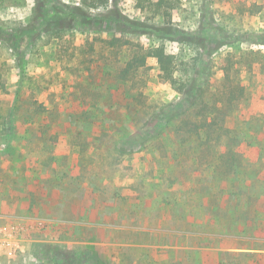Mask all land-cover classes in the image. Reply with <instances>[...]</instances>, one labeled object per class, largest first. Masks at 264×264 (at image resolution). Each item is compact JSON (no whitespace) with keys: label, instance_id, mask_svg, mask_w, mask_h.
I'll list each match as a JSON object with an SVG mask.
<instances>
[{"label":"rangeland","instance_id":"obj_1","mask_svg":"<svg viewBox=\"0 0 264 264\" xmlns=\"http://www.w3.org/2000/svg\"><path fill=\"white\" fill-rule=\"evenodd\" d=\"M110 3L131 20L169 27L177 37L168 42L179 55L177 78L191 77L205 92L199 108L226 78L228 60L246 57L244 66L235 65L242 69L239 86L245 94L239 97L244 104L220 113L226 119L235 110L236 115L264 119V0H166L161 9L155 5L144 12L138 0ZM243 3L263 5V12L243 14L239 10ZM73 5L89 11L91 24L73 26ZM98 8L99 2L92 0H0V118H7V124L0 119V264H220L223 253L240 252L232 249L239 240L224 238L234 236V231L212 228L207 236L214 243L200 248L199 238L189 240L184 232L197 231L201 215L194 212L195 222L183 228L186 214L176 206L173 210L166 206L164 219L157 220V197L151 208L121 206L122 194L134 198L130 191L134 182H124L130 175L128 165H120L121 178L101 166H84V158L96 152L95 140L102 135V126L85 118L90 102L100 101L93 118L106 112L125 121L118 132L125 137L139 127L144 111L156 113L160 106L174 104L186 116L196 94V90H191L192 96L181 94L159 79L157 62L149 58L136 86L132 84L136 91L144 90L146 108L137 106L138 116L131 113V106L125 107L130 111H113L112 100L130 105L136 95L131 84H123L120 71L161 39L129 32L118 48L109 47L104 41L119 37L117 25L103 19ZM59 17L65 19L64 38L59 32L53 36L47 22ZM74 136L78 143H87L74 146ZM88 143L93 148H87ZM257 144L264 150V136ZM134 162L143 163L140 158ZM160 175H150L152 187L160 183ZM108 183L119 189L111 188L109 198L102 187ZM167 199L164 203L175 201ZM243 260L256 264L254 259Z\"/></svg>","mask_w":264,"mask_h":264},{"label":"trees","instance_id":"obj_2","mask_svg":"<svg viewBox=\"0 0 264 264\" xmlns=\"http://www.w3.org/2000/svg\"><path fill=\"white\" fill-rule=\"evenodd\" d=\"M92 1L99 2L98 10L102 12L100 15L103 19L114 21L117 25L115 34H118L120 38H114L112 41L105 40L109 47L118 48L116 44L123 40L121 39L123 36L132 34L129 32H133L134 35H154L161 39L159 45L145 49L146 51L142 50L140 54L137 53L120 71L119 76L123 84L125 86L131 84V92L135 90L132 86H136L138 73L147 67L149 58H153L157 62L159 79L175 86L181 94L192 96L191 90H196V94L194 100L189 102L191 109H186L188 110L186 116L184 114L186 112L180 113L181 110L174 104L160 106L156 113L144 111V116L139 119V127L134 133L125 137H120L118 133L123 124H126L125 121L116 119L106 112L93 118L92 115H95L93 109L100 104V101L96 99L90 102L91 108L84 113L85 118L88 117L86 120L90 122L94 120L95 124L102 126V135L95 140L94 148L91 143L87 144V148H93L96 152L84 158V166L93 169H100L99 166H101L100 170L108 173L115 172L121 178L120 165H128L130 175L125 177L124 182L128 180L134 182L135 188H130L134 198L122 194L119 201L121 206L125 204L136 208L143 205L151 208L154 203L152 200L157 197L160 200L157 220L164 219L166 206L170 210L176 206L186 214V218L181 219L184 221L183 228H188L189 223L195 222L191 215L196 212V215L203 217L200 218L198 230L186 231L184 234L188 235L189 240L199 238L202 242L200 248H207L208 244L214 243L207 236L208 230L212 228L224 229L228 232L232 230L234 236L223 237L240 241L236 247L232 248L240 252L223 253L220 264H245L243 259H254L256 264H264L261 260L264 258V150H260L261 147L257 146L260 137L264 136V119L256 115L249 117L246 114L236 115V110L233 112L234 116L232 114L228 119L220 113L222 109L234 110L244 104L239 97L245 94L244 87L239 86L242 69L237 67L244 66L242 62L246 60V57L243 56L237 61L231 58L228 60L230 62L228 66L231 65V67L226 70V78L219 82L220 85L217 86V91L210 98V102H204L202 108H199V105H202L199 102L203 99L205 92L196 88L197 80L193 81L191 77L182 78L183 80L177 78L180 69L178 68L179 55L174 47L168 45V42H174L177 37L172 35L169 27L159 29L161 27L156 24L131 20L120 12L117 4L112 5L110 0ZM138 1L141 12L155 5L161 9L163 4H166V0H159L157 4L155 0ZM71 8L74 9L75 25L72 22L69 28L72 25L91 24L93 16L89 15V11L84 6L73 5ZM239 10L243 14L249 13L254 16L263 12V5L243 3ZM54 20L55 23H53ZM64 20L62 17L49 21L47 19L52 26L50 32L53 36L58 35V32H64L65 29L62 27ZM31 26L34 27V24ZM28 29L33 30L30 27ZM63 36H65L64 33L61 34V38H64ZM129 44L131 42H128ZM262 62L264 63V59ZM236 64L238 66H235ZM226 80L230 83L229 86L226 85ZM112 88H115V85H112ZM143 91L135 90L136 95L130 105L124 101L114 100L109 104L115 112L130 111L125 107L131 106V113L138 116L141 111L139 109L137 111V106L141 109L147 106V96ZM9 116L17 119L14 115ZM0 119L7 124L6 117ZM144 119L145 123H141ZM229 119L235 123V126L228 125ZM47 136L44 134L43 138L46 139ZM75 139L76 136L71 139L74 141L72 142L74 146L82 147L81 145L87 143L86 140L78 143ZM258 151L260 153L256 155ZM137 158H140L143 163L134 166V160ZM157 173L161 174L160 183L152 187L149 182L150 175ZM139 183L140 186H137ZM102 187L105 189V197L108 198L110 196L107 193L111 188L118 189L111 183ZM167 196L175 198L174 203H164L168 200ZM143 197H147L146 200ZM132 199L135 201L141 199L144 203L136 201L132 204ZM147 212L151 213V211ZM224 238L218 242L222 243ZM183 240L188 239L184 236Z\"/></svg>","mask_w":264,"mask_h":264}]
</instances>
